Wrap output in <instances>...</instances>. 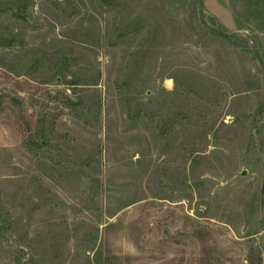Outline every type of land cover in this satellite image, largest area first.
I'll use <instances>...</instances> for the list:
<instances>
[{
	"label": "rangeland",
	"instance_id": "obj_1",
	"mask_svg": "<svg viewBox=\"0 0 264 264\" xmlns=\"http://www.w3.org/2000/svg\"><path fill=\"white\" fill-rule=\"evenodd\" d=\"M0 264H264V0H0Z\"/></svg>",
	"mask_w": 264,
	"mask_h": 264
}]
</instances>
